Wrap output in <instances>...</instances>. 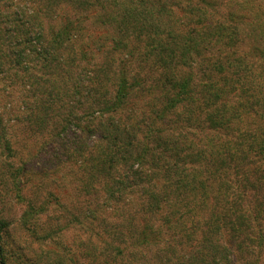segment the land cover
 Segmentation results:
<instances>
[{
	"label": "rangeland",
	"instance_id": "374dc122",
	"mask_svg": "<svg viewBox=\"0 0 264 264\" xmlns=\"http://www.w3.org/2000/svg\"><path fill=\"white\" fill-rule=\"evenodd\" d=\"M137 1L75 0L73 4L78 8L75 7L74 13H88L90 19L78 25L82 29L73 38L72 45L67 43L59 51L61 62L65 63L63 71L60 65L51 71L53 68L40 69V64L34 67L36 61L31 48L40 40L49 47L50 35L57 32L62 21L54 17L42 18L41 30H33L42 37L36 40L37 36L29 32L33 41L24 44L27 20L38 4L45 5L48 1L0 0V264H264V185L259 195L248 187L244 195L246 202L242 200L249 210L246 218L249 231L240 232L233 218V227L238 230L235 229L231 236L225 231L214 236L210 231L213 226L211 210L216 212L218 205L222 207L226 202L221 201L224 197L215 200L220 196L215 185L210 188L207 185L209 189L202 194L200 191L196 198L191 193L189 197L184 195L183 200L178 199L175 206H164L161 202L164 196H160L159 191L167 190L168 184L162 175L171 162L163 149L158 151L151 145L153 150H146V165H143L151 178L141 180L139 176L130 175L132 165L131 173L141 168L139 165L137 169L133 157L143 151L144 133H140L143 131H139L138 126L149 125L156 130L149 137L156 146L162 145L164 140L169 143V139L178 138L176 148L181 147L185 137L178 128L187 130L185 125H180L183 120L165 115L163 111L164 104L169 101H162L168 91L159 89L165 81L164 76H158L160 62H172L169 66L165 64L166 73L170 75L171 71L167 78L192 77L190 90L199 93L201 86L210 79H222L216 63L223 66L222 56L226 49L224 38L215 40V35L221 34L219 27L227 15L225 0H151L165 8L161 12L154 7L150 13L154 14L152 18ZM210 2H214L213 11ZM243 2L236 8L241 16L233 23L234 30H229V35H233V41L227 43L229 61L235 59L232 56H236L238 50L248 51L250 47L257 50L259 43H264L261 40V36L264 40V0ZM54 3L57 16L72 10L64 0H54ZM190 10L196 16L207 14L211 21L209 39L215 42L208 40L210 46L201 56L189 53L187 59H182L188 53L179 44L187 43L190 34L197 41L199 30L205 28L199 20L196 26L190 22ZM127 11L132 15L130 18ZM157 13L162 15L155 19ZM138 15L145 17L140 19V27L134 19ZM124 20L128 23L124 24ZM107 22L110 23L104 25ZM172 22L175 24L171 25ZM237 37L243 40V46L239 47ZM176 39L180 43L170 47ZM131 46L137 52L140 50V54H129ZM190 46L193 49L194 43ZM83 47L89 65L78 62L80 66L75 68L73 58ZM204 58L213 62L201 63ZM81 66L89 71L86 76L93 79L80 76ZM123 70L131 97L126 100L128 106L115 114L105 108L112 109L109 105ZM245 73V76L222 75L228 81V89L231 88L227 104L242 114H245L244 107L252 111L237 120L241 128L248 122H260L259 116L264 109V62L255 60ZM91 87L95 90L93 93L88 92ZM167 97L172 99L169 94ZM100 110L103 111L97 112ZM44 111L63 121L67 118L68 122L56 129L53 121L41 122L39 116H45ZM157 112L164 118L154 119V123L153 114ZM119 121L136 124L135 133L131 135L136 140H129L125 133L116 131ZM187 132L197 144L207 140L198 132ZM123 144H129L127 162L118 160L125 150ZM90 153L103 160L111 157L114 161L108 166L109 170L105 167L97 178L88 180V170L85 171L84 166ZM154 156L163 162L158 171L153 168ZM184 162L190 175L201 171L199 164H191V160ZM249 177L251 180L252 176ZM143 192L159 195L160 201L155 199L148 209H142ZM115 195L122 197L119 203L118 199L116 202L111 198ZM30 206L32 211L25 218V227L22 215ZM95 208L98 212L91 214L89 210ZM92 218L103 220L100 228L94 226L95 222L90 223ZM142 220L151 229L150 237L160 238L158 243H143L139 237ZM107 224H113L115 229L102 232ZM257 227L263 229L255 239ZM133 237L136 240L131 239Z\"/></svg>",
	"mask_w": 264,
	"mask_h": 264
},
{
	"label": "trees",
	"instance_id": "16d2710c",
	"mask_svg": "<svg viewBox=\"0 0 264 264\" xmlns=\"http://www.w3.org/2000/svg\"><path fill=\"white\" fill-rule=\"evenodd\" d=\"M48 1L47 4L37 5V10L33 12V15L30 19L27 20V25L24 30L25 36H24V44H29L33 40L31 39L32 34L33 36H37L36 40L38 38H41L42 35L40 33L36 34L33 30H41L42 23L40 20L42 18H48V17H54L58 18L62 22L59 24L57 32H52L50 35V41H49V47L45 46L44 40H40V42L36 43L32 49V53L34 54V62L35 66H38L40 64V69H49L55 71L59 65H60V71H63V62H61V57L59 51L63 48V45L73 42V38L78 33V31H81V27L78 25L85 24L90 19L88 17V13L82 14L81 12L74 13L75 6L73 3L75 0H64L66 6L71 7V11H67L64 14H61V16H57L58 12H56L57 4L54 3V0H46ZM244 0H237L236 2L234 0H225L224 6H226L227 15L224 17V23L219 27V30L221 32L217 33V36L215 35V40L217 38H224V45H226V49L224 50V56L223 58V66L220 62L216 63V70L217 72L221 73V80L219 81H211V79L208 81L207 84H203L201 86V91L199 93L191 92L190 90V84L192 81V77L186 76L185 78H181V76H178V79L172 76L171 78H167L170 75L166 73V65H171L172 62L166 63V61L160 62V73H158V76H164L163 78L165 81L163 84H161L159 89H163L168 91L169 96L172 97V99H168L167 95L164 96L162 101H169L167 104H164L165 115H169L171 117L178 118L183 120V123H180V125H185L187 127V130H190L191 133L198 132L207 139L204 143L201 141L200 143L193 142V137L190 136V134L187 132L184 128H178L179 133H183L185 135L184 141H182L181 147H177L175 143H178L179 139H169V143L167 140H164L162 142V145L156 146L155 142L153 145V139L149 141V137H151L153 134L156 133V130L151 129L149 125H140L138 126L139 131H143L140 133H144L143 137V151L140 154H133V157L135 158V161L137 162V169L140 165V170H137L136 172H132L131 166L129 172L130 175L132 174L134 177H138L141 180L150 179V175H146V170L143 168V165L145 167L146 160H145V154H148L147 151L152 152V148L149 147V145L153 146V148H156V150L163 149V154L166 155L169 159L171 164L166 165L164 170L165 174L163 176V180L168 184L166 186L165 191L160 192V196L162 197V201L165 205L168 206H175V203L177 201L183 200L184 195L188 194V197L193 193V198H196L198 196V193L201 191L204 192L209 186H214L217 188L218 193L221 196V191L223 192V196L215 197V200H221L223 197L226 201L223 206L225 207H217L216 212L214 210H211L212 214L210 215V218L213 217V220H210L213 223V226L211 228V232H213V235L220 234L223 231L227 232V235H232L234 233V230L237 228L233 227V218L238 223L240 232H247L249 231V225L247 222V214L249 213V210L247 207L243 206L242 200L246 202L245 193L248 192V187H250V190L252 189L256 194H260L261 192L259 190H262L264 185V109L262 110V114L259 116L260 122H256L254 124L249 123L244 126V128H241L239 126V120L240 116L252 114V111L250 108L244 107V113H239L237 109H234V107L229 106L228 103V95L229 91L228 89L229 85H227L226 77L222 76L223 74L226 76L228 75H236V76H245V72H248L250 70V66L253 65V62L255 60H258L260 62H264V43H259V46L257 50L254 47L248 48V51L241 50L237 51L236 56L234 60L229 61L227 59V56L229 57L230 54H228L230 47H228L227 43H229L228 40L233 41L232 36L229 35V30H234L233 23L236 21L238 16H241V11H238L236 8L237 6L243 5ZM139 6L145 7L141 8L143 11L147 12V15H151V18L154 17L153 8L156 7L161 12H163L164 6L157 4L155 2H151V0H138L137 1ZM213 3L210 2V9L213 11ZM156 5V6H155ZM209 3L207 4V6ZM221 5V7H224ZM234 5V6H233ZM150 6V8H146ZM159 6V7H158ZM46 9L45 12L44 8ZM235 7V8H233ZM241 7V6H240ZM78 8V7H77ZM155 8V9H156ZM36 9V8H35ZM150 9V10H149ZM135 10V9H134ZM165 10V8H164ZM125 11V10H124ZM152 11V12H150ZM132 12V11H130ZM190 13V22L195 23L194 26H196V21L199 20V22L203 23V26L205 28L200 29L197 34V41H195V37L193 34H190V39L187 41V43H180L178 42V39H176V42L170 45V47H175L174 44H179L180 48H186V52L188 54H184L182 56V59H187V55L189 53H192L193 55L201 56L203 52L205 53L206 50L209 48V41L212 39H209V32H210V24L211 21L207 19V14L201 13L199 15H195L196 13L193 12V10L189 11ZM36 13V14H35ZM72 13V16L70 14ZM133 13V12H132ZM214 13H217L215 10ZM240 13V14H239ZM145 15V14H144ZM144 15H138L134 19L137 21V26H142L140 23V19H145ZM156 15V14H155ZM160 15L157 13L156 17H160ZM14 16H16L14 14ZM132 15L127 11V17H131ZM20 16H17V18ZM153 21V19L151 20ZM132 25H134V21H132ZM110 22H107L104 25H108ZM124 24L128 23V20L123 21ZM183 23V22H182ZM175 24L174 22L171 23V25ZM179 24H181L179 22ZM205 24V25H204ZM220 25V24H219ZM175 26V25H174ZM173 26V27H174ZM193 26V27H194ZM196 28V27H195ZM128 29V28H127ZM126 29V30H127ZM29 30V31H28ZM182 30V29H181ZM191 31V30H189ZM31 32V33H29ZM226 32V34H225ZM193 33V30H192ZM61 36V37H59ZM188 38V37H187ZM239 40V47L243 46V40L237 37ZM151 40H153V37H151ZM182 40V39H181ZM261 40H263V36H261ZM155 43V40L153 41ZM215 42L214 39L211 43ZM194 43L193 49L190 46ZM157 44V43H156ZM72 45V44H71ZM134 47V46H133ZM132 46L129 47L131 51H129V54L135 55V53L140 54L137 52L135 48ZM235 47V46H234ZM52 48V49H51ZM233 49V47L231 48ZM164 52V50H161ZM190 51V52H189ZM86 50L83 48L78 49L77 57L73 58V62L75 63V68L79 67L78 64L81 63V65H89L86 61ZM59 53V54H57ZM147 56V54H146ZM171 56V54H170ZM201 63L209 64L212 59L204 58L200 60ZM213 62V61H212ZM164 64V65H163ZM163 65V66H162ZM176 65H180L177 64ZM185 65V64H183ZM175 66V63H174ZM171 70H174V67H172ZM80 76H86V74L89 72L87 70H84L83 66L80 67ZM124 70L121 71L119 84L116 89V94L113 96L111 103L109 106H112V109L105 108L107 111H112L113 113L117 114L120 113V109H124V107H127L126 100L128 97H131V94L128 92V88L126 86V77ZM88 75V74H87ZM175 78V79H174ZM217 84H220L217 85ZM203 90V91H202ZM94 88L91 87L88 92L93 93ZM87 92V91H86ZM85 92V93H86ZM87 92V93H88ZM77 94H80V92H76ZM92 93L90 95H92ZM75 94V96L77 95ZM92 99V98H90ZM219 102V103H217ZM96 106L98 105V102H95ZM183 106L182 110L178 109L179 107ZM45 107V106H44ZM84 111L85 108L83 109ZM103 111V110H102ZM97 111V112H102ZM45 112V111H44ZM94 114V113H92ZM153 122L155 123L154 119H160L162 120L164 118L161 117L160 112H157V114H153ZM41 118V122H45L46 120L48 123L53 121V127L56 129H60L63 127L65 123H67L68 119L65 118L64 121L61 120V117L55 116L53 114H47L45 112V116H39ZM172 119V120H174ZM131 120V117L128 119ZM150 122V123H153ZM153 123V124H154ZM179 125V126H180ZM136 124H133L131 121L127 122H118V126L116 131L121 132L122 134H126L129 140L133 139L136 140L135 137H131L132 133L134 132V127ZM142 127L145 129L143 130ZM151 129V130H150ZM115 130V129H114ZM159 133V132H157ZM190 141V142H189ZM167 142V143H166ZM196 145H195V144ZM128 145L123 144V153L122 155L118 156V160L127 162V157H129L130 152L128 149ZM169 145V146H167ZM175 145V146H174ZM201 145V146H199ZM118 147V144L116 148ZM198 147V148H197ZM65 149H68L67 146H64ZM200 148L202 150H200ZM120 150V148H117ZM113 155H117L114 153ZM89 158V159H88ZM87 158V167H85V171L88 170L87 178L88 180L97 178L98 173L103 171L105 167L109 170L110 167L113 164V159L111 157H108L106 160L100 159L95 155V153H90L89 157ZM191 160V164L196 163L200 165V172L198 174H193L195 176L190 175L188 172V169L185 167V162L188 163ZM153 162V168L158 171L162 167V160L159 157L152 158ZM188 164V165H191ZM107 165V166H106ZM142 165V166H141ZM165 165V164H164ZM184 168H181V167ZM111 170V169H110ZM187 172H186V171ZM143 171L144 173H141ZM181 174H185L186 176L182 177ZM181 175V176H180ZM252 176L251 180L250 177ZM107 185V184H106ZM105 185V186H106ZM208 185V187H207ZM251 185V186H250ZM210 188V187H209ZM208 188V189H209ZM225 188V189H224ZM155 190H153L154 192ZM150 193V192H143L144 196V202H142V209H148L151 205V202L153 200L160 201L158 196ZM231 192L228 196H230L228 200V196L226 197L225 194ZM235 192V194H234ZM200 194V195H201ZM233 194V195H232ZM235 195V196H234ZM111 197V196H110ZM112 199H118L119 203L121 201V196L115 195L111 197ZM182 198V199H181ZM92 199L96 201L95 196H92ZM227 199V200H226ZM111 200V199H110ZM91 201V199H90ZM154 204L158 205L157 203L153 202ZM171 203V204H169ZM220 203V202H219ZM177 204V203H176ZM242 204V205H241ZM116 205V203L114 204ZM160 205V204H159ZM202 205L205 207L206 202L202 203ZM232 205V206H231ZM115 207V206H114ZM112 210V208H111ZM30 211H32V207L30 206L28 208V211H26L22 215V225L25 227L27 226V222L25 221V218L27 215L30 214ZM95 211L98 212V208L90 209L89 212L91 214H95ZM105 211V210H104ZM113 211V210H112ZM175 213L177 212L174 211ZM92 217V216H91ZM106 217V216H105ZM103 220H99V218H96L94 220L92 218V221L90 223L93 224L95 222V227H99ZM258 222V220L256 221ZM140 235L141 240H143V243L145 242V245H148L150 243H158L160 241V238L152 239L150 237L151 229L146 226L144 220L140 221ZM107 228H106V227ZM104 231H113L115 229V226L112 224L105 225ZM103 227V226H102ZM261 227V226H260ZM29 229V227H28ZM263 228L259 229V227L256 228L257 234L255 236V239L258 238L259 234L261 235V231ZM238 230V229H237ZM263 234V233H262ZM263 238V237H262ZM133 240H136V238H131ZM229 244V242H228ZM136 245V244H135ZM231 245V244H230ZM229 245V246H230Z\"/></svg>",
	"mask_w": 264,
	"mask_h": 264
}]
</instances>
